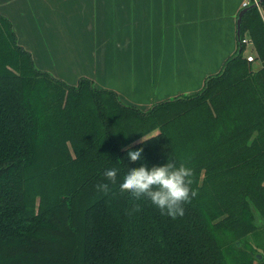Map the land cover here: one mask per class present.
I'll use <instances>...</instances> for the list:
<instances>
[{"label": "trees", "instance_id": "16d2710c", "mask_svg": "<svg viewBox=\"0 0 264 264\" xmlns=\"http://www.w3.org/2000/svg\"><path fill=\"white\" fill-rule=\"evenodd\" d=\"M255 1L241 19L254 61L241 43L198 92L144 111L86 77L69 85L38 70L0 14V264H264V0ZM130 148L143 159L129 161ZM167 156L193 170L198 195L182 217L118 181L96 190L107 167L122 175ZM250 234L263 237L262 252L236 261Z\"/></svg>", "mask_w": 264, "mask_h": 264}, {"label": "crops", "instance_id": "0c3cea01", "mask_svg": "<svg viewBox=\"0 0 264 264\" xmlns=\"http://www.w3.org/2000/svg\"><path fill=\"white\" fill-rule=\"evenodd\" d=\"M21 4L17 16L2 5L0 14L11 22L17 43L30 53L38 70L69 85L86 77L143 111L155 102L198 92L205 78L217 73L238 48L241 0ZM14 18L19 30L14 29Z\"/></svg>", "mask_w": 264, "mask_h": 264}, {"label": "clouds", "instance_id": "9594fccd", "mask_svg": "<svg viewBox=\"0 0 264 264\" xmlns=\"http://www.w3.org/2000/svg\"><path fill=\"white\" fill-rule=\"evenodd\" d=\"M142 152V148H130L126 151V158L129 161H141ZM103 176L105 180L95 185L98 192H111V184L118 181L121 193H127L137 201L146 199L159 209L162 215L171 219L182 217L184 205L198 195L192 188V168L183 163L177 165L168 156L162 164L148 166L141 163L138 167H128L122 175L120 168L107 167Z\"/></svg>", "mask_w": 264, "mask_h": 264}, {"label": "rangeland", "instance_id": "374dc122", "mask_svg": "<svg viewBox=\"0 0 264 264\" xmlns=\"http://www.w3.org/2000/svg\"><path fill=\"white\" fill-rule=\"evenodd\" d=\"M23 1H25V0H23ZM245 1H249V0H241L242 4ZM0 2H3V3H0V8H1V5H2L3 8H4V10H6V12H8V13L10 12V14L12 13V15L15 13L14 16H17L18 13H19L17 11L18 4H20L21 6H23L21 4L22 2H19V1H16V0H7V1L6 0H0ZM13 22H14V29L15 30H19V27L15 24V22H17V18H14L13 19ZM68 22H72V21L68 20ZM78 24H80V22H78ZM64 33H65V36L66 37L71 36V34L69 32H67V31H64ZM247 48H248V46H246L244 53H248ZM240 241H242V247L241 248L245 247L244 245H245V242H246L249 245V249L250 250H249L248 254L247 253L245 254V252H241V251L240 252H238V251L235 252L233 254V256H234V258H235L236 261H238L239 259H241L242 257H244L246 255H247L246 257H250L251 258V256H253L255 253L262 252V250H261V244H262V241H263V237L260 234H250V235H248L247 237H245L244 239H242Z\"/></svg>", "mask_w": 264, "mask_h": 264}, {"label": "water", "instance_id": "95a60500", "mask_svg": "<svg viewBox=\"0 0 264 264\" xmlns=\"http://www.w3.org/2000/svg\"><path fill=\"white\" fill-rule=\"evenodd\" d=\"M263 0H259V1H255L254 5L257 6L259 5ZM253 6V5H250ZM249 6V7H250ZM249 7L245 6L242 7L238 14H237V18H236V39H237V43L239 45V50L241 49V19L243 17V15L245 14V12L249 9Z\"/></svg>", "mask_w": 264, "mask_h": 264}, {"label": "built area", "instance_id": "2783aa9c", "mask_svg": "<svg viewBox=\"0 0 264 264\" xmlns=\"http://www.w3.org/2000/svg\"><path fill=\"white\" fill-rule=\"evenodd\" d=\"M247 4H248V1H245L242 4V7H245ZM241 43L244 44L245 46H248V48H247L248 53H247L246 59L248 61H254V59H255L254 53H253V51H251L252 47H253V43H252L251 39L248 37H243L241 39Z\"/></svg>", "mask_w": 264, "mask_h": 264}]
</instances>
